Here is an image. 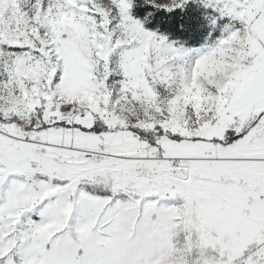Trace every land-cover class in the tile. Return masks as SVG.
<instances>
[{
  "label": "snow or ice",
  "instance_id": "6c2138e0",
  "mask_svg": "<svg viewBox=\"0 0 264 264\" xmlns=\"http://www.w3.org/2000/svg\"><path fill=\"white\" fill-rule=\"evenodd\" d=\"M0 264H264V0H0Z\"/></svg>",
  "mask_w": 264,
  "mask_h": 264
}]
</instances>
